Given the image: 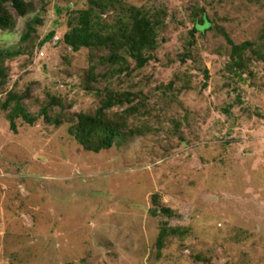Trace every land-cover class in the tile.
<instances>
[{"label": "rangeland", "instance_id": "obj_1", "mask_svg": "<svg viewBox=\"0 0 264 264\" xmlns=\"http://www.w3.org/2000/svg\"><path fill=\"white\" fill-rule=\"evenodd\" d=\"M28 1L25 17L10 7L17 24L0 47H16L37 14L36 42L55 36L7 62L0 99L23 96L32 116L61 104L49 121L20 116L16 131L0 113V264H264V0H118L100 14L107 29L133 7L164 18L153 57L141 68L128 58L122 73L100 62L106 47L64 41L89 0ZM202 9L213 25L192 36ZM228 38L260 54L248 48L239 68ZM109 91L133 94L106 113L139 133L88 151L68 119ZM162 207L175 215L153 214ZM163 227L184 230L160 250Z\"/></svg>", "mask_w": 264, "mask_h": 264}, {"label": "trees", "instance_id": "obj_2", "mask_svg": "<svg viewBox=\"0 0 264 264\" xmlns=\"http://www.w3.org/2000/svg\"><path fill=\"white\" fill-rule=\"evenodd\" d=\"M117 3L118 0H89L90 7L78 11L73 19L69 21L70 31L65 34L64 41L76 51L82 48L101 49L102 47H106L111 53L101 56L100 62L109 63L111 65L110 69L114 73H122L130 69L128 58L131 57L136 62V66L141 68L153 57L152 52L158 46L159 29L164 26V18L159 11L151 15L141 8L133 7L129 11V22H120L116 28L107 29L105 25L99 22L100 14L107 10L115 9ZM10 7L15 10L17 15L22 17L33 14L36 11L33 1L0 0V30L8 33L13 32L17 24V19ZM196 14L195 25L191 31L192 36L196 32L204 34L213 25V21L209 18L205 9ZM42 23L43 17L39 14L35 15L27 22L25 31L16 47H0V88L6 83L8 74L7 62L20 55L30 53L38 45L42 47L55 36V31H51L42 41L37 43V26ZM228 40L234 48L232 58L235 65L239 68L247 67L251 61L250 57H244L243 52L245 50L251 48L254 54H260V52L253 49L252 42L246 41L236 45L230 38ZM184 56L188 57V54ZM132 96V93L109 91L101 100V106L95 113H74L68 119L70 122V135L74 136L86 150L95 153L112 148L119 138L125 140L128 135L124 130L129 132L131 137L136 136L139 131H134L125 121H121L122 119L110 117L106 113L107 109L117 104H131L133 102ZM22 101L23 96L11 91L5 100L0 99V113L3 110L7 111V117L13 131L17 130L16 120L20 116L32 125L35 124L38 116H44L49 121L51 119L50 111L52 108L56 104H61L59 99L51 97L41 108L39 114L32 116L21 105ZM59 116H54L56 117L54 122L57 124L62 123ZM152 212L154 215H157L159 212L168 216L175 215L174 211L169 207L153 209ZM183 230L180 227H163L157 241L158 248L160 250L164 248L165 240L169 234H181Z\"/></svg>", "mask_w": 264, "mask_h": 264}]
</instances>
